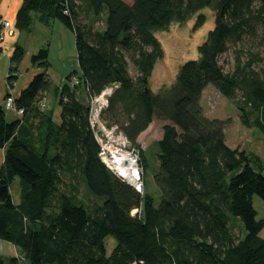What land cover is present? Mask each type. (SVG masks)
<instances>
[{
	"label": "trees",
	"instance_id": "obj_1",
	"mask_svg": "<svg viewBox=\"0 0 264 264\" xmlns=\"http://www.w3.org/2000/svg\"><path fill=\"white\" fill-rule=\"evenodd\" d=\"M205 6L215 25L199 56L154 91L149 78L163 53L156 31ZM56 19L74 33L79 62L62 84L61 120L42 108L52 82L49 43L32 54L42 71L15 98L22 116L8 119L0 103V237L19 251L0 252V264L21 257L28 264H264V217L253 201L255 194L264 199V159L229 145L225 123L200 103L211 83L236 104L244 124L264 130V0H24L14 25L31 31L36 20L50 26ZM203 21L199 13L197 25ZM227 52L230 68L220 60ZM24 54L17 40L9 86ZM108 85L115 86L102 118L138 149L143 181L148 158L138 135L154 117L165 121L156 140L159 202L99 155L90 101ZM17 176L16 203L10 187ZM81 182L95 198L78 199ZM109 236L116 241L110 252Z\"/></svg>",
	"mask_w": 264,
	"mask_h": 264
},
{
	"label": "rangeland",
	"instance_id": "obj_2",
	"mask_svg": "<svg viewBox=\"0 0 264 264\" xmlns=\"http://www.w3.org/2000/svg\"><path fill=\"white\" fill-rule=\"evenodd\" d=\"M199 13L204 14V21L202 24L197 25L196 22ZM59 25L62 24L58 19L55 20V24L53 26H48L36 20L31 31L24 30L19 36V42L25 46V54H31L34 49H38L45 43H49L50 47L54 49L56 54L55 56L60 61L55 59V62L57 61L58 65L53 61V64H51L48 68V73L52 81L51 85H53V87L54 85H57L62 78L58 72V66H62L64 59H62L59 54L61 52V48L66 47L65 45L63 46V43L67 42L66 37L71 40V43H73L72 33L68 30H65L67 32L63 33L64 39L55 37L54 32L62 33ZM214 25V11L212 7L205 6L192 14L185 21H173L167 28L156 31V35L160 39L163 46V53L156 60L152 75L149 78L150 86L154 91L160 90V88L164 85L171 84L176 79L181 65L186 60L197 58L199 56V44L205 40L209 30L213 28ZM60 45L61 47L59 49ZM69 49L70 48L66 47V50ZM26 57L27 55H25L20 61L19 66L20 64L21 67L22 64H24V66L28 65L24 63L26 61ZM226 59H228V62H226ZM220 60L225 63L226 68L233 66V57L229 52L224 53ZM2 71V60H0V81L1 79L5 81L6 73H2ZM130 71L131 74L136 73L132 63H130ZM200 103L205 115L220 118L225 123L226 141L229 145L246 149L248 152L258 154L262 157V159H264V130L258 126H248L244 124L240 118L239 108L231 99L222 94L219 89L215 87V85L211 83L206 85L202 91ZM6 111L9 119L16 115V112L12 108H6ZM162 122L164 123L165 121L156 119L154 124L155 126L153 125V127H151L152 130H149L141 136L138 141L140 146L146 151L148 158V167L144 173V191L152 193L156 197L157 202L160 201L161 191L155 180V173L159 170V161L157 158L159 145L156 140L160 134L159 124ZM138 155L139 152L137 157H139ZM10 188L12 191V198L15 197L16 200L18 197L20 198V179L18 176L12 182ZM91 198L95 197L88 191L87 187H85L84 182H81L78 199L80 201L88 202ZM253 201L256 209L258 210V216L264 217V199L258 194H255ZM232 221L238 222L242 227V232L245 231L240 217L232 215ZM236 228L238 229L237 225ZM115 243V238L111 236L107 237L106 244L109 252ZM13 244L14 243L12 241L0 237L1 253L8 252V245ZM19 264H28V262L24 257H21Z\"/></svg>",
	"mask_w": 264,
	"mask_h": 264
},
{
	"label": "crops",
	"instance_id": "obj_3",
	"mask_svg": "<svg viewBox=\"0 0 264 264\" xmlns=\"http://www.w3.org/2000/svg\"><path fill=\"white\" fill-rule=\"evenodd\" d=\"M23 1L24 0H0V17L3 16L5 18L9 19L12 22V25L15 29L13 34L7 35L6 39L2 42V49L0 50V60H2V67H3L2 73H6L5 81L3 79H1V81H0V103H4V99H5L7 94H12L14 96V98H17L18 95L20 94V92L22 91V89L25 88L29 84V82L31 81L33 76L36 73H38L39 71H42L41 66H38L32 62V59H31L32 54L37 50V49H34L31 52V54H29V53L24 54V56L27 55L26 61L24 63L26 65L27 64L28 65L24 66V64H22V67H21V64H20V66H18L17 77H16L15 81H13V85L9 86L8 76L12 72V71H10L11 54L13 53L16 41L19 40V36L22 32L17 27H15L14 23H15L17 11L20 8V6L22 5ZM60 23L62 25H59L60 26L59 28L62 30V33L61 32H54L55 37L64 39L63 33L67 32L65 30H68L69 32L72 33L73 43H71V40L66 37L67 42L63 43V46L65 45L66 47H68L70 49L66 50V47H63V48H61V52L59 54L60 57L62 59H64L62 66L61 65L58 66V72L62 76V78H61L60 82L57 83V85H54V87H53V85H49V87L45 91V96H46L47 102H46V105L42 106V108H44L46 111H48L51 114L52 118L56 121L61 120L62 105L60 103V94H61V90L63 88L62 84L65 80L66 74L71 72V71L79 70V62H78V58H77V50H76V44H75V35L61 21H60ZM54 24H55V20H53L51 26H53ZM67 36H69V35H67ZM67 43H69V44H67ZM60 47H61V45L59 46V49H60ZM55 55L56 54H55L54 49H52L50 47L49 59L51 61V64H53V61H54V63L58 65L57 61H60V60H58ZM24 56H23V58H24ZM55 59H57L56 62H55ZM77 92H78V96L84 101L86 99V96H87L86 91H85V87H83V86L80 87V89ZM49 95H50V97H49ZM9 108L14 109V111L16 112V115L11 117V119L19 118L22 116V113L19 112L15 107H9ZM6 114H7V111H6ZM156 119L161 121V119L154 117L153 120L148 125V127L146 129H144L142 132H140V134L138 135V141L141 138V136H143L149 130L150 131L152 130L151 127H153V125L155 124ZM163 124H164L163 122L159 124L160 134H159L158 139L162 136L163 129H161V125L163 126ZM4 154H5V148L0 147V165L3 162ZM13 200H14V202L17 203L20 200V198L18 197L16 200L15 197H13ZM261 217H263V216H261ZM260 235L262 237H264V226L260 230ZM8 246H9L8 252H2L3 254L8 255V256L9 255L10 256L19 255L18 248L14 244L8 245Z\"/></svg>",
	"mask_w": 264,
	"mask_h": 264
},
{
	"label": "built area",
	"instance_id": "obj_4",
	"mask_svg": "<svg viewBox=\"0 0 264 264\" xmlns=\"http://www.w3.org/2000/svg\"><path fill=\"white\" fill-rule=\"evenodd\" d=\"M13 33L14 27L12 22L1 16L0 50L2 49V42L6 39L7 35ZM114 86H106L99 94L94 95L90 101V121L100 145L99 155L106 165L117 175L132 183L138 191L143 192V170L139 157H137V148L131 144L127 136L116 124L108 125L102 118V110L108 104V97ZM41 104L44 105V101ZM4 106L6 108L15 107L19 112H23V108L15 105V98L12 94L6 95Z\"/></svg>",
	"mask_w": 264,
	"mask_h": 264
},
{
	"label": "bare ground",
	"instance_id": "obj_5",
	"mask_svg": "<svg viewBox=\"0 0 264 264\" xmlns=\"http://www.w3.org/2000/svg\"><path fill=\"white\" fill-rule=\"evenodd\" d=\"M127 159V158H126Z\"/></svg>",
	"mask_w": 264,
	"mask_h": 264
}]
</instances>
